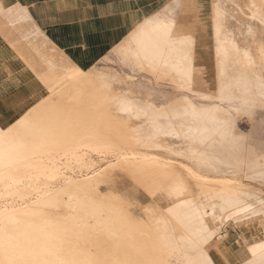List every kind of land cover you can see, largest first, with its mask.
I'll list each match as a JSON object with an SVG mask.
<instances>
[{
  "label": "bare ground",
  "instance_id": "6f19581e",
  "mask_svg": "<svg viewBox=\"0 0 264 264\" xmlns=\"http://www.w3.org/2000/svg\"><path fill=\"white\" fill-rule=\"evenodd\" d=\"M39 3L0 0V100L14 112L0 108V264H264V237L246 248L222 241L213 217L254 210L250 222L264 229V195L228 178L244 172L264 180V144H251L237 125L247 117L256 126L264 84L244 79L232 51L208 50L214 39L235 42L208 35L211 23L177 25V14L157 5L124 20L132 22L126 34L58 41L41 22L57 8ZM250 45L264 65V43ZM103 50L133 71L170 80L181 97L160 106L136 99L133 88L118 92V76L97 68ZM208 98L227 109L209 107ZM91 150L125 153L101 178L125 179L158 199L144 204L145 217L130 200L103 193L102 174L41 189L43 179L60 178L62 157L71 163Z\"/></svg>",
  "mask_w": 264,
  "mask_h": 264
},
{
  "label": "rangeland",
  "instance_id": "374dc122",
  "mask_svg": "<svg viewBox=\"0 0 264 264\" xmlns=\"http://www.w3.org/2000/svg\"><path fill=\"white\" fill-rule=\"evenodd\" d=\"M10 1L12 0H6L8 4L10 3ZM19 1L23 3L22 5L24 7L28 5L33 7H38V5L40 4L39 0H19ZM220 1L222 0H219V2ZM42 2H45V6H47L48 3L50 2V5L52 6L54 5L57 8L56 11L53 12L54 15L51 16V18L41 15L42 17L41 22L46 30H48L50 33L54 35H57L58 41H63V39L68 38L69 36L80 37L82 35L79 33L78 26L77 27L72 26L69 28V25L64 23V21L68 19V14H66V16H63L65 15L64 8H68L67 3H64L62 1L56 2L55 0H42ZM219 2L218 0L216 1L211 0L208 2H203L201 0H192L189 1L188 3H182V2L171 3V4L168 3V5L162 9L171 11L172 13H176L177 25H182L185 26L186 28H193L197 25V23L199 27L202 26V23H211L213 29L209 30L210 33H208V35L214 37L222 35L224 36L223 38H225V40H230V42H235V43L233 45L229 43H223L222 45H218L216 41L218 39H214L212 40V42L214 43H210L208 46L209 47L208 50L210 51V54L212 53V51L213 53L216 54L219 51L223 50L224 52L226 51V53L228 52L229 55H231L229 51H232L231 58L233 60V65L240 66V72L241 75L244 76V79L251 84L253 83L256 84L257 86L264 84V75H263L264 65H261L259 59L253 54V48L250 45L255 39H259L260 42L264 43V14L262 12L264 7H261L260 4L257 2L249 1V0L248 1L227 0L225 2L222 1L223 3L220 2V4H218ZM216 26H219L218 30H214V27ZM100 34H102L101 31L95 35H100ZM248 48L251 49L252 52L251 50H248ZM102 53H103L102 61L97 62V68L100 71L113 73L118 76V80L114 83V86L118 92L124 93L125 92L124 90L133 88L131 89L132 91L135 92V93L133 92L132 95L133 97H135L136 99L138 98V100L140 99L141 101L150 100L160 106H165L167 102L169 103V100L174 99V97L176 99L181 97V94L174 93L172 89V82L170 80L166 78H165L166 80L157 79L155 76L153 77L151 73L148 74L149 72L147 71L142 72L136 69L135 71L138 72H135L129 66L123 65L120 61H118L114 55L111 56L108 51L103 50ZM105 58L113 59L114 62L106 61ZM217 67L219 66H216V69ZM216 69L213 66L212 73ZM166 71L168 70L164 69V72ZM122 77L124 78L128 77V80L130 81L131 85L125 83L127 80H124V78ZM149 78L150 79L152 78L151 81ZM122 79L124 80V82ZM145 84L146 86L144 87ZM161 85L163 87V90ZM139 86H141V88ZM149 90L153 92L152 95L146 93V91L149 92ZM170 90H172V92ZM188 95L190 96V94ZM219 100L220 99L213 100V98H208L207 100L203 101V103L209 105V107L212 108L218 107L222 110L227 109L226 104L221 103ZM2 106H4V104L3 101L0 100V108H4ZM260 112H264V110L263 109L257 110L256 126H254L247 117H241L242 119L240 118L237 124L239 131L249 137V141L251 144L254 143H257L256 145H259V143L264 144V118H262L263 116H261ZM13 113L14 112L12 109L5 110L4 108V114H6L7 116H11ZM244 118H247V120H243ZM187 148L194 149L195 146H187ZM123 153L124 152L110 151V150H106V151L91 150L87 152L81 151L78 154L79 155L78 159L72 158L71 163L69 162L71 158L62 157L59 161V165L62 168L61 175L63 174V176L61 177L60 175V178L58 177L57 179H55V181L43 179L40 182L41 189L44 188L47 189L48 187V189H50L51 191H56L60 189L62 186H64L66 183H68L69 181L79 180L80 178L91 175L99 177L102 173L109 170L112 166L115 167L117 164H119L122 158L125 156V153L124 154ZM177 160L185 161V159H183L182 157H178ZM67 167L69 168L67 169ZM102 176L103 174L100 176V181H101L100 188L103 191V193L114 192L117 195L119 194V196H121L124 200H130L132 202L130 204V209L137 216H141V217L146 216V210L144 204H149L150 202H152L151 204L158 203V199L150 197L144 191L135 187L125 179L118 180L117 182L116 181L110 182L104 178H101ZM213 178L218 180V178L216 177ZM228 178L230 179L231 182L235 181L233 184L237 186L248 187L252 190L260 192L261 195L262 194L264 195L263 179L254 178L252 175L246 174L244 172L240 174L230 175L228 176ZM141 202L143 203L142 206L141 204H139ZM253 211L254 210H250V211H246L242 213H234V214L232 213V211L231 212L229 211L227 213H220V214L219 212L212 211V213L214 212L213 217L216 218L218 221V226L221 227L220 233L218 232L219 234H217L216 236L222 235L220 237V240L227 241L230 244H234L235 246L238 247L240 246L245 247L256 244V242L258 241V235L264 237V229H260V226L250 222L251 219L254 217L252 213ZM245 248L243 250L245 251L243 257L246 254V257L244 259L249 260V258H251V254L247 249L245 250ZM203 250L204 252L207 253H210L213 250V248L210 245V242H207V244L203 246ZM233 264H236V262H233Z\"/></svg>",
  "mask_w": 264,
  "mask_h": 264
},
{
  "label": "crops",
  "instance_id": "0c3cea01",
  "mask_svg": "<svg viewBox=\"0 0 264 264\" xmlns=\"http://www.w3.org/2000/svg\"><path fill=\"white\" fill-rule=\"evenodd\" d=\"M67 3L68 8H64V14H68L65 24L79 27V33L85 37H91L101 33L113 35L119 32L126 34L132 28V22L126 26L127 22L134 14L141 17L147 12V8L156 6L161 10L168 5L171 0H55ZM164 5V6H163ZM208 10V9H207ZM143 18V17H142ZM69 20V21H68ZM132 20V19H131ZM119 40V39H117ZM116 42V41H115ZM118 42V41H117ZM90 44H84L87 49H91ZM83 45V46H84ZM82 46V45H81ZM264 75V72H263ZM264 118V112H261ZM243 120H247L244 118Z\"/></svg>",
  "mask_w": 264,
  "mask_h": 264
}]
</instances>
